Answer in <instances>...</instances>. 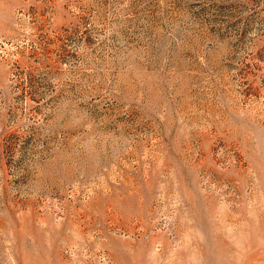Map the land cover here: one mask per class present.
<instances>
[{
	"label": "rangeland",
	"instance_id": "1",
	"mask_svg": "<svg viewBox=\"0 0 264 264\" xmlns=\"http://www.w3.org/2000/svg\"><path fill=\"white\" fill-rule=\"evenodd\" d=\"M0 264H264V0H0Z\"/></svg>",
	"mask_w": 264,
	"mask_h": 264
}]
</instances>
